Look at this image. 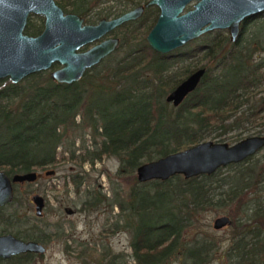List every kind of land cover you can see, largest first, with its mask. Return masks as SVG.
I'll return each mask as SVG.
<instances>
[{
	"label": "trees",
	"instance_id": "16d2710c",
	"mask_svg": "<svg viewBox=\"0 0 264 264\" xmlns=\"http://www.w3.org/2000/svg\"><path fill=\"white\" fill-rule=\"evenodd\" d=\"M156 16L128 27L123 47L129 53L114 63H102V71L93 70L80 82L57 84L44 71L17 84L0 79V170L12 175L55 166L59 148L80 165L117 157L116 176L128 189L117 196L116 205L122 227L130 233L134 264L173 260L177 264H207L214 242L196 239L190 243L183 237L205 210L227 213L234 237L249 235L233 247L240 259L254 264L253 248L264 232V149L254 160L251 156L225 166L232 173L224 178H220L219 168L210 175H174L141 183L135 171L144 162L210 136L221 137L243 124L257 127L264 123V23L252 29L247 26L264 13L244 22L233 43L226 31H215L204 44L169 54H159L146 43ZM197 57L206 60V73L175 107L165 96L188 75L189 60ZM86 131L94 148L85 150L77 160L76 149L71 147L80 138L84 148ZM19 201L15 195L11 204ZM3 208L1 233H6L21 218L17 209L7 214ZM120 227L115 222L108 233ZM21 238L43 244L50 239L32 234ZM35 256L43 255L19 254L0 258V264H30ZM115 258L103 257L104 264H115ZM97 264L102 263L98 260Z\"/></svg>",
	"mask_w": 264,
	"mask_h": 264
},
{
	"label": "water",
	"instance_id": "95a60500",
	"mask_svg": "<svg viewBox=\"0 0 264 264\" xmlns=\"http://www.w3.org/2000/svg\"><path fill=\"white\" fill-rule=\"evenodd\" d=\"M194 0H149L148 5H157L159 15L146 36L149 47L159 54H169L184 47L188 42L214 31H226L233 43L240 36L244 22L264 13V0H195L193 7L183 12L185 5ZM143 7L135 8L110 22L102 21L99 26L80 28L81 19L75 15L63 16L62 10L53 0H0V79L8 78L17 84L23 78L37 71L51 68L58 63L60 68L50 72L57 84H70L78 80L83 71L100 61L117 45L111 39L85 51L76 49L89 41L101 27L112 28L125 21L135 19ZM30 12L45 19V29L38 37L23 34V28ZM201 68L175 88L169 91L165 100L178 106L193 92L204 77ZM264 147V135L243 138L229 145L226 142L201 141L188 148L169 153L157 159L144 162L136 168L138 182L167 180L174 175L191 178L210 175L219 168L243 162ZM47 170L44 175H53ZM37 171L9 175L0 170V207L11 203L14 185L33 183L39 178ZM31 202L34 213L42 216L45 199L33 194ZM231 224L227 215H220L213 221L218 230ZM46 246L36 240L20 239L13 234L0 235V258L8 259L24 253L45 254Z\"/></svg>",
	"mask_w": 264,
	"mask_h": 264
},
{
	"label": "rangeland",
	"instance_id": "374dc122",
	"mask_svg": "<svg viewBox=\"0 0 264 264\" xmlns=\"http://www.w3.org/2000/svg\"><path fill=\"white\" fill-rule=\"evenodd\" d=\"M103 1L104 3L100 5L105 6L110 0ZM193 3L194 1L186 6L184 11L192 8ZM31 22L39 23L35 17L31 18ZM262 23H264V17L259 16L250 20L247 26L252 29ZM213 33L193 40L175 51L188 50L197 44H204ZM197 59L198 57L191 62L198 65L206 63L205 60ZM49 71L50 69L44 72L49 73ZM256 130L261 133L256 134ZM254 135H264V123L257 127L243 124L240 128L230 129L221 137L210 136L205 140L232 145ZM83 140L84 148L81 146L80 138L71 147L76 149L74 156L77 160L85 154V150L91 151L94 148L88 131L83 136ZM261 152L263 151L256 154L253 160L259 157ZM55 160V166L37 170L40 176L35 182L15 185V195L19 196L20 201L4 206L3 212L9 214L17 209L21 219L13 224V227H9L6 233L20 238L25 234L50 238L49 242L44 244L47 248L46 253L42 258L35 256L30 264H97L98 260L104 264L103 257L108 260L112 255L116 256L115 264H134L131 258L130 233L123 228L124 222L116 205L117 196L124 195L128 189L125 181L116 176L119 168L118 158L103 157L101 161H95L93 164L86 161L80 165L75 159H69L68 154L62 153V149L59 148ZM51 169L55 170V173L45 176V171ZM220 169L218 172L220 178L232 173L226 167ZM33 194H40L45 199L41 217H37L34 213V205L30 201ZM223 214L227 215L224 211L201 212L194 225L184 232V240L190 243L196 239L214 242L215 247L209 255L207 264H245L246 261L240 259L233 246L238 239L248 240L249 235L243 238L234 237L232 225L220 230L213 229L214 219ZM115 222L121 225V229H117L113 234L108 233L107 229ZM240 222L243 220L241 219ZM3 228L0 224V233ZM252 258L254 264L264 262V232L258 237ZM167 264H177V261L173 260Z\"/></svg>",
	"mask_w": 264,
	"mask_h": 264
},
{
	"label": "flooded vegetation",
	"instance_id": "af4514ba",
	"mask_svg": "<svg viewBox=\"0 0 264 264\" xmlns=\"http://www.w3.org/2000/svg\"><path fill=\"white\" fill-rule=\"evenodd\" d=\"M53 1H54L55 5L58 6L62 10L63 16L75 15V16L79 17L81 19L80 28H83L84 26L96 27V26H99L102 21H104V22L113 21L115 19L120 18L122 15H124L125 13H127V12H129L135 8L143 7L141 14L138 17H136L135 19L125 21L119 25L112 27V28L105 27V26L103 28L101 27L100 29H98L96 31L97 34H95L89 41L83 43L82 45H80L76 49L77 53H82V52H85V51L101 44L104 41H108L111 39L118 40L116 47L110 53L106 54L104 57H102L100 59V61H98L97 63H95L91 67L86 68L83 71L81 77L78 80L73 81L70 84L80 82L86 76V74H88L89 72H91L93 70H94V72L102 71L103 68L99 67L102 63H106V62L107 63H114L118 59H121L122 57H124L127 53H129V51H126V46L123 47V41H125L124 38L128 35V32H127L128 27L138 26V25L142 24V22L145 21V19L147 21H149L151 16L153 17L155 14L157 15L156 16V20H157V17L159 15V9H158L157 5L152 4V5H148L147 7H145L146 3L149 0H110L108 2L109 4L108 5L106 4L105 6L100 5L101 3H104L103 0H92V1L91 0H53ZM192 2H189L188 4H186L185 7L189 6L190 3H192ZM194 3H195V0H194ZM192 7H193V5H192ZM184 9H183V12H186L187 10H189V9H187L184 11ZM148 11H149V13H148ZM147 16H148V18H146ZM34 17L37 19V21L39 23L34 24L31 22V18H34ZM154 24H153V26H154ZM44 29H45L44 17L38 13L30 12L27 16V20H26V23H25L24 28H23V34L27 35L29 37H38L39 35H41L43 33ZM205 35H207V34H205ZM203 36H201V37H203ZM201 37H199V38H201ZM145 40H146V38H145ZM123 49H125V50H123ZM197 60L201 61V59H199V58ZM189 62L192 63V64H190V66H192V65H194V66L191 67V69H190L191 71L188 73L187 76L183 77L180 80V82L183 81L184 79H186L190 74H192L193 72H195L201 68H204L205 70L207 69L205 66H203V65H206V63H202V64L198 65V64H194L193 61L192 62L189 61ZM183 64H185V63H183ZM55 65L58 67H53ZM60 67H61V65L58 63L52 64L50 71H49V76H50V72L53 69H57ZM44 71H46V70H44ZM38 72H43V71H37V72L31 73V74H35ZM31 74H29V75H31ZM28 76H26V77H28ZM2 79H4V78H2ZM70 84H64V85H70ZM262 149H264V147ZM259 152H257L256 154H258ZM255 155H253V156H255ZM15 185H19V184H15ZM15 185H14V188H15ZM14 196H15V189H14ZM8 204H10V203H8ZM8 204H6V205H8ZM6 205H4V206H6ZM4 206H1V207H4ZM230 220H231V218H230ZM231 223H232V220H231ZM225 227H227V226H225ZM223 228L224 227H222L220 229H223ZM220 229H218V230H220ZM3 234H8V233H0V235H3ZM9 234H11V233H9ZM14 236H16V235H14ZM16 237L20 238L19 236H16ZM20 239H22V238H20ZM24 240H32V239H24ZM46 250H47V248H46Z\"/></svg>",
	"mask_w": 264,
	"mask_h": 264
}]
</instances>
